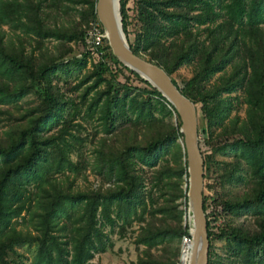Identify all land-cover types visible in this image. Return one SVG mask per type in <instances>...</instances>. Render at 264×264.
<instances>
[{
    "label": "trees",
    "instance_id": "obj_1",
    "mask_svg": "<svg viewBox=\"0 0 264 264\" xmlns=\"http://www.w3.org/2000/svg\"><path fill=\"white\" fill-rule=\"evenodd\" d=\"M69 1L0 0V103L36 98L16 117L20 122L0 131V264H12L7 255L15 245L32 243L30 264H86L111 248L104 226L114 225L120 237L136 225V264H178L181 238L189 236L178 117L155 88L112 55L106 39L98 47L83 43L90 22L102 28L95 0ZM134 4L137 27L130 42L126 0H118L131 51L162 68L195 108L199 104L207 145L233 154L219 166L213 194L202 190V210L210 208L212 215L205 213L207 264L212 237H223L240 264H256L264 257V0ZM67 9L76 15L62 20ZM45 40L54 41L52 49ZM71 44L82 48L79 57ZM90 58L73 98L56 74L69 66L80 71ZM180 66L192 68L182 86L171 77ZM122 69L144 87H133L128 75L119 82ZM235 92L244 96V117H230ZM172 114L174 123L164 120ZM77 118H94L102 133L89 162L97 184L85 189L72 184L85 166L70 157L79 145ZM201 155L204 179L210 154ZM224 183L243 190L227 193ZM23 210L32 230L14 225ZM220 214L224 223L214 231L210 223ZM241 216L251 224L229 222Z\"/></svg>",
    "mask_w": 264,
    "mask_h": 264
},
{
    "label": "rangeland",
    "instance_id": "obj_2",
    "mask_svg": "<svg viewBox=\"0 0 264 264\" xmlns=\"http://www.w3.org/2000/svg\"><path fill=\"white\" fill-rule=\"evenodd\" d=\"M66 5H72V2L69 0H62ZM135 0H126V8H127V38L131 42L133 39V31L137 27V22L135 20ZM76 9L81 7L80 4H73ZM67 12L61 14V19L65 20L76 15L75 10L67 9ZM54 44V41L45 40L44 45L48 47V49H52L51 45ZM75 53H78L82 50V48L78 44H71ZM109 61L108 59H106ZM93 59H88L86 67L82 70H77L73 66L65 67L60 69L55 79L58 78L59 86L67 92L71 97L77 98L79 91L83 88V85H80L77 89H73L78 77L91 68V63H93ZM111 64V62H108ZM113 67V66H112ZM192 72V68L190 66H180L175 72L171 74V77L175 80L178 86H182V81L187 79ZM129 76V81L133 87H144V84L133 78L128 74L124 69L121 70L120 75H117V80L119 82L125 81V76ZM215 77V76H214ZM213 77V78H214ZM92 94L91 92L88 96ZM238 95L237 99H234L233 96ZM231 101L233 104V110L231 115L235 113L240 117H244L246 103L244 102V96L240 92L231 93ZM36 103V98L34 95H27L23 99H21L16 104H2L0 103V131L5 129L8 125L12 123L20 122L21 120H16L19 115H21L25 109L29 106H32ZM199 104H196L197 108V128H198V146L203 155L210 154V164L206 170V174L203 179V188L205 190L206 195L211 196L213 194L214 188L217 189L214 181L216 180V173L220 171V165L224 161H228L232 158V152L227 148H221L220 146H215L214 150L211 149L209 145L205 142L206 134L201 133V127L204 126L205 121L199 115L198 110ZM156 116H160V112H154ZM165 121L170 123L175 122V115L172 114L169 117H164ZM77 121L80 125L77 126V130L74 131L75 135L78 137L77 144L78 149L70 153V157L72 160H76L80 158L85 166L83 169H80L77 175L73 179V187L78 189H85L89 187H93L97 184V178L94 175L89 162L92 159V148L95 145L97 138L102 135L100 132V127L97 124V121L94 118L91 119H79ZM94 131H99L97 134H94ZM76 145V144H75ZM206 185V187H204ZM208 185V187H207ZM224 185V189H227V193L230 194H238L243 190L242 185H229L228 183L222 184ZM215 189V190H216ZM182 206V205H181ZM210 208L207 209V213L210 216L209 212ZM205 212V213H206ZM20 218L17 219V223L14 224L17 229H29L32 230V225L29 222L28 214L25 210L21 212ZM224 217L220 214L219 218L216 220H212L210 223L212 229L215 231L220 225L224 223ZM246 219V220H244ZM245 222L246 225L251 224V218L249 217H237L229 220V222ZM186 223V222H185ZM136 229V225H132L130 228L126 229L124 236H119L117 233L116 226H104V231L107 234L108 242L111 243V248H106L102 253L94 254L93 258L88 261L86 264H136V256L138 254V250L135 248L132 238L134 235V230ZM182 239V238H181ZM181 244V243H180ZM35 244H18L14 246V252H8V259L12 264H30V260L35 251ZM180 250V246H179ZM183 250V247H182ZM210 254L212 256V264H240L237 260H235L232 255L228 253L227 246L225 244L223 237H212L210 242ZM178 264L179 256H178ZM256 264H264V257H257Z\"/></svg>",
    "mask_w": 264,
    "mask_h": 264
},
{
    "label": "water",
    "instance_id": "obj_3",
    "mask_svg": "<svg viewBox=\"0 0 264 264\" xmlns=\"http://www.w3.org/2000/svg\"><path fill=\"white\" fill-rule=\"evenodd\" d=\"M118 6V4H117ZM94 13L102 26L112 55L126 68L155 88L174 109L179 121L180 144L184 152L190 257L187 264H207L208 239L205 213L202 210L203 158L198 146L197 110L194 103L174 85L165 71L134 54L121 28L119 10L115 14L113 0H95ZM182 242L179 250L181 261Z\"/></svg>",
    "mask_w": 264,
    "mask_h": 264
},
{
    "label": "built area",
    "instance_id": "obj_4",
    "mask_svg": "<svg viewBox=\"0 0 264 264\" xmlns=\"http://www.w3.org/2000/svg\"><path fill=\"white\" fill-rule=\"evenodd\" d=\"M105 39L104 31L96 23H89L86 29L84 30L83 43L91 47H98L102 45V41ZM76 57L80 56V52L75 53ZM183 239H189V237L183 236Z\"/></svg>",
    "mask_w": 264,
    "mask_h": 264
},
{
    "label": "bare ground",
    "instance_id": "obj_5",
    "mask_svg": "<svg viewBox=\"0 0 264 264\" xmlns=\"http://www.w3.org/2000/svg\"><path fill=\"white\" fill-rule=\"evenodd\" d=\"M117 4H118V0H113V10H114L115 14H117V12H118ZM190 222H191V219L189 217V214L187 213V208H186V224H187V227H188V224H190ZM190 246H191V243H190L189 239H183L182 240L183 250L181 253V261L179 263L187 264L189 257H190Z\"/></svg>",
    "mask_w": 264,
    "mask_h": 264
}]
</instances>
